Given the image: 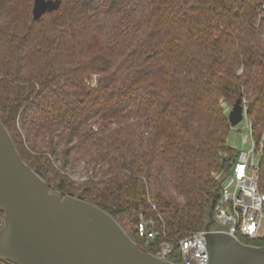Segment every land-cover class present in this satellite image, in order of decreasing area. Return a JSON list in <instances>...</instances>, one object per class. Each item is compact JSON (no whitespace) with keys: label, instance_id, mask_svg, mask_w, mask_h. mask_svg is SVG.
Returning a JSON list of instances; mask_svg holds the SVG:
<instances>
[{"label":"trees","instance_id":"trees-1","mask_svg":"<svg viewBox=\"0 0 264 264\" xmlns=\"http://www.w3.org/2000/svg\"><path fill=\"white\" fill-rule=\"evenodd\" d=\"M57 1L34 21L33 0H0V121L52 189L100 207L156 254L208 223L221 193L212 174L237 152L219 101L245 96L264 194L262 0ZM82 158L100 179L76 188L53 165ZM140 218L165 237L138 240ZM169 260L180 264L177 250Z\"/></svg>","mask_w":264,"mask_h":264},{"label":"water","instance_id":"water-1","mask_svg":"<svg viewBox=\"0 0 264 264\" xmlns=\"http://www.w3.org/2000/svg\"><path fill=\"white\" fill-rule=\"evenodd\" d=\"M59 1L33 0L38 21ZM231 128L243 120L237 99L227 116ZM0 261L8 264H174L147 253L106 211L50 186L30 168L0 121ZM204 227L208 264H264V250L242 245Z\"/></svg>","mask_w":264,"mask_h":264},{"label":"built area","instance_id":"built-area-1","mask_svg":"<svg viewBox=\"0 0 264 264\" xmlns=\"http://www.w3.org/2000/svg\"><path fill=\"white\" fill-rule=\"evenodd\" d=\"M263 19L264 0L257 10L255 25L258 26ZM244 115L243 111V119H245ZM246 127L251 140L250 149L236 152L229 171L221 179L220 197L213 208V224L217 226L210 230L225 233L240 244L242 243L239 239L254 244L263 243V246H246L264 250V194L258 188V159L256 163L257 154L252 139L251 124L248 123ZM137 235L139 238L152 242L165 237L164 230L157 228L152 220L142 218L138 224ZM176 250L180 264H208L209 262L204 230L190 233L176 243L169 239L163 240L154 255L161 260L171 262L169 257Z\"/></svg>","mask_w":264,"mask_h":264},{"label":"rangeland","instance_id":"rangeland-1","mask_svg":"<svg viewBox=\"0 0 264 264\" xmlns=\"http://www.w3.org/2000/svg\"><path fill=\"white\" fill-rule=\"evenodd\" d=\"M241 73H242V69H239L238 75H240ZM95 80H96V76L92 75V82H95ZM241 91L243 92V90H241ZM242 102L244 104V106H242V108H243V111L245 114L244 115L245 119H243L236 127H234V128L230 127V131L226 135L227 146L235 149L237 152L239 150L249 151L250 141H251L249 138V135H248V129L246 127L248 123L251 124V121L247 118V115H246L247 99L245 96L243 97ZM219 103H220L221 108L223 109V113L227 117L229 112L232 109V105L228 104L223 99H220ZM113 126H114V124L109 125L110 128ZM93 130L95 131L96 127H93ZM252 139H253V137H252ZM257 159H258V156H256V158H255L256 163H257ZM87 161H88V159H84V158L72 159L71 163L68 164V166L65 170H60V163L57 161H55V164L53 166H54V168H56V170L58 171V174L60 176L67 177L68 180L73 184L74 187L79 188L82 185H84L85 182H87L89 180L93 179L94 181H97L100 179V175H99V171H98L100 167L96 166L94 164V162L93 163H87ZM212 175L215 179H222L225 174L223 175L220 173H216V174H212ZM51 189H52V187H51ZM212 217H213V214H212ZM0 222H1V220H0ZM219 228L224 229V227H222V226H219ZM210 229H211V227H210ZM138 240H143V238H139ZM141 249H142V247H141Z\"/></svg>","mask_w":264,"mask_h":264},{"label":"flooded vegetation","instance_id":"flooded-vegetation-1","mask_svg":"<svg viewBox=\"0 0 264 264\" xmlns=\"http://www.w3.org/2000/svg\"><path fill=\"white\" fill-rule=\"evenodd\" d=\"M0 220H1V222H0V228L2 227V225H3V215L0 213Z\"/></svg>","mask_w":264,"mask_h":264}]
</instances>
